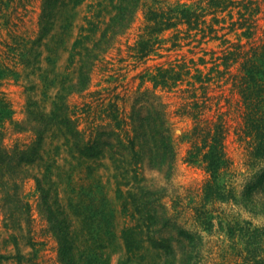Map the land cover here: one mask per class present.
I'll return each instance as SVG.
<instances>
[{
    "label": "trees",
    "instance_id": "obj_1",
    "mask_svg": "<svg viewBox=\"0 0 264 264\" xmlns=\"http://www.w3.org/2000/svg\"><path fill=\"white\" fill-rule=\"evenodd\" d=\"M16 1L25 7L30 0H0V209L8 232L6 237L0 233V264H40L31 207L19 193L30 167L38 168L33 177L40 211L56 238L61 264H113V257L114 264H201L209 248L203 232L215 226L208 204L232 202L253 218L264 217V37L255 35L261 0H207L201 10L149 6L145 30L131 46V56L145 60L162 41L160 34L182 24L187 34L201 32L225 44L212 66L200 57L207 70L191 59L159 67L152 76L154 89L187 85L181 108L194 120L191 156L210 172L205 204L195 212L202 231L172 213L162 201L164 188L146 177L147 169L157 170L169 182L175 171L177 153L161 95L141 91L130 123L119 117L114 103L103 105L110 121L89 131L80 127L69 104L72 95L88 90L97 63L131 28L144 1L42 0L37 32L14 35L10 6ZM86 2L90 9L77 28ZM227 17L229 25H214ZM220 28L228 31L219 34ZM236 30L233 40L228 34ZM10 56L20 69L10 66ZM11 75L25 81L22 122L14 120L2 89ZM228 82L237 97L228 112H219L209 90H222ZM233 121L258 168L240 191L220 183L231 163L226 138ZM9 129L30 131L33 138L10 143ZM226 231L237 264H264V222L228 219Z\"/></svg>",
    "mask_w": 264,
    "mask_h": 264
},
{
    "label": "rangeland",
    "instance_id": "obj_2",
    "mask_svg": "<svg viewBox=\"0 0 264 264\" xmlns=\"http://www.w3.org/2000/svg\"><path fill=\"white\" fill-rule=\"evenodd\" d=\"M141 8L136 14L131 28L123 35L119 36L114 46L99 61L92 74V79L88 90L80 94H74L69 98V104L75 111L76 118L81 128L89 131L95 124L109 122V112H104L102 106L115 104V109L120 118L130 121V114L137 95L144 90L153 91L161 95V100L166 104L168 115L171 121L173 142L177 153L175 171L171 181H167L163 173L157 170L147 169L146 177L156 186L164 188V197L162 201L168 209L179 216V219L191 228L202 231L201 226L195 220L196 208L204 206L203 187L210 172L205 167V163L191 156L195 137L193 135L194 120L187 113L183 112L182 105L187 100L188 92L186 83H180L174 87H162L154 89L152 76L156 75L159 67H170L172 64L194 59L201 68L206 69L212 66L213 58L224 53L225 44L222 40L210 39L209 36L201 32L186 30L185 25L169 29L160 34L162 41L156 47L155 51L147 59L138 60L132 57L131 46L139 39V35L144 32L147 24L145 11L149 6L153 7H173L182 9L189 7L199 9L205 7L207 0H143ZM90 2V1H89ZM81 7L80 17L77 20V28L83 23L84 16L89 11L88 3ZM42 0H30L22 6L16 1L11 4L14 35L35 34L38 30L39 15L41 12ZM261 10L258 14V29L256 37H264V0L260 1ZM228 16V15H227ZM210 17V16H209ZM230 18L226 21L214 23L216 27L229 25ZM76 28V30H77ZM228 31L227 28H220L219 34ZM240 31L230 32L228 35L233 40H237ZM11 40V38L9 37ZM244 40L246 38L243 37ZM200 57L207 61V67L200 64ZM213 57V58H212ZM10 66L18 69L12 56L7 59ZM191 64V63H190ZM25 81L17 79L15 76H9L4 79L2 89L6 92L14 109V120L22 122L26 118V93ZM213 94L212 101L217 105L218 111H227L231 107L237 95L233 91L230 82L224 85L222 90L215 88L209 90ZM144 101V104L148 103ZM153 99V98H152ZM150 97V101H152ZM149 101V102H150ZM213 103V104H214ZM223 105V106H222ZM98 106V107H97ZM100 106V107H99ZM228 112V111H227ZM130 123V122H129ZM237 121L231 123L229 134L226 138V152L230 158V166L222 175L220 183H227L240 191L245 181L258 169L252 164L249 157L247 143L239 138L237 134ZM18 137L21 142H30L33 134L30 131L15 133L9 129L8 139L10 143ZM193 154V153H192ZM198 159V160H197ZM38 173V168L30 167L25 171L23 182L20 184L19 193L22 199L31 207L32 234L36 242L37 257L40 264H61L58 256V244L56 238L49 230L45 215L40 211L41 194L37 189L34 175ZM151 183V182H150ZM214 217L215 226L212 232H203L208 240L207 252L201 264H237L231 254L232 243L229 240L226 231L228 219L253 220L255 224L264 222V217L253 218L239 206L230 203L215 202L207 205ZM223 220V226L219 224ZM4 225V215L0 209V233L1 237H6ZM31 251L30 247L25 248ZM226 253L228 255H226ZM222 254L224 256H222ZM116 258L113 257V264Z\"/></svg>",
    "mask_w": 264,
    "mask_h": 264
}]
</instances>
